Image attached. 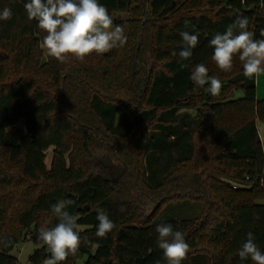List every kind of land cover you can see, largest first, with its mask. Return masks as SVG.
Masks as SVG:
<instances>
[{
  "label": "trees",
  "instance_id": "1",
  "mask_svg": "<svg viewBox=\"0 0 264 264\" xmlns=\"http://www.w3.org/2000/svg\"><path fill=\"white\" fill-rule=\"evenodd\" d=\"M27 2L0 0L13 13L0 21V264H19L11 252L26 240L42 244L29 263L50 258L39 229L60 222L51 205L61 199L74 201L65 210L82 242L59 264H167L161 223L184 234L182 264H253L238 251L252 232L264 252V98L238 55L231 71L217 67L209 41L238 17L264 39V0H98L127 43L63 62L41 47ZM181 31L198 35L187 60ZM200 63L219 95L191 81ZM19 119L15 144L7 128ZM97 208L115 224L105 238Z\"/></svg>",
  "mask_w": 264,
  "mask_h": 264
},
{
  "label": "clouds",
  "instance_id": "2",
  "mask_svg": "<svg viewBox=\"0 0 264 264\" xmlns=\"http://www.w3.org/2000/svg\"><path fill=\"white\" fill-rule=\"evenodd\" d=\"M24 8L28 19L37 21L38 28L45 33L41 47L58 61L63 62L68 57L82 61L93 53L103 54L127 43L124 27L116 25L113 28L112 17L98 0H29ZM12 15V10L5 7L0 10V21L10 20ZM248 23L247 17H238L224 33H216L209 46L214 50L211 59L220 70L231 71L233 59L238 55L243 64V75L253 78L264 73V39H254V33L247 30ZM179 34L184 44L179 57L187 60L198 44V35L187 31ZM261 35L264 36V30ZM190 79L200 87L207 84L206 91L212 96L220 94V79L209 76L203 63L195 65ZM73 203V200L61 199L52 204L51 210L60 222L53 228L39 229V239L47 245L50 253V258L43 264H59L78 252L82 240L77 217L65 210ZM96 212V236L105 238L115 224L104 209L97 208ZM155 231L158 233V247L163 250L167 264H182L189 250L184 234L167 223L157 225ZM238 255L242 260L250 258L253 264H264V252L255 243L252 232L247 233Z\"/></svg>",
  "mask_w": 264,
  "mask_h": 264
},
{
  "label": "rangeland",
  "instance_id": "3",
  "mask_svg": "<svg viewBox=\"0 0 264 264\" xmlns=\"http://www.w3.org/2000/svg\"><path fill=\"white\" fill-rule=\"evenodd\" d=\"M115 17L119 18H127L129 17V13L127 11H116L113 13ZM256 95L257 98L263 99L264 98V73H260L258 76H256ZM242 94V91H237L236 95L240 96ZM257 126L259 128L261 137L264 139V122L259 120L257 122ZM8 133L10 135V139L12 143H19L21 137L25 134V124L23 119H19L15 124L9 126L7 128ZM51 158H52V147H50L46 151V159L45 162L47 166L49 167L51 164ZM117 172V171H116ZM116 172L114 170L113 176L116 175ZM192 211V209H191ZM42 244H37L31 240L21 241L19 242L16 247L11 252L14 256L17 257L19 264H29V256L33 253L35 248L41 246ZM84 258L79 259L77 261V264H83Z\"/></svg>",
  "mask_w": 264,
  "mask_h": 264
},
{
  "label": "crops",
  "instance_id": "4",
  "mask_svg": "<svg viewBox=\"0 0 264 264\" xmlns=\"http://www.w3.org/2000/svg\"><path fill=\"white\" fill-rule=\"evenodd\" d=\"M256 79H257V78H256ZM256 82H257V81H256ZM257 99H259V98H257ZM258 130H259V128H258ZM259 134H260V131H259ZM260 137H261V134H260ZM261 139L264 140L262 137H261Z\"/></svg>",
  "mask_w": 264,
  "mask_h": 264
},
{
  "label": "built area",
  "instance_id": "5",
  "mask_svg": "<svg viewBox=\"0 0 264 264\" xmlns=\"http://www.w3.org/2000/svg\"><path fill=\"white\" fill-rule=\"evenodd\" d=\"M29 264H43V263H29Z\"/></svg>",
  "mask_w": 264,
  "mask_h": 264
},
{
  "label": "water",
  "instance_id": "6",
  "mask_svg": "<svg viewBox=\"0 0 264 264\" xmlns=\"http://www.w3.org/2000/svg\"><path fill=\"white\" fill-rule=\"evenodd\" d=\"M228 0H224V2H227ZM88 207V206H87Z\"/></svg>",
  "mask_w": 264,
  "mask_h": 264
}]
</instances>
